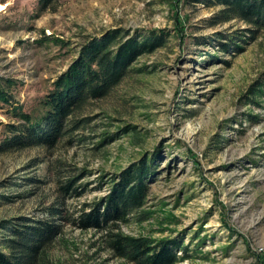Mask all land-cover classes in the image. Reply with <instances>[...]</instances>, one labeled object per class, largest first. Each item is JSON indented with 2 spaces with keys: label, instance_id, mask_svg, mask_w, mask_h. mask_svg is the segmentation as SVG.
I'll list each match as a JSON object with an SVG mask.
<instances>
[{
  "label": "rangeland",
  "instance_id": "obj_1",
  "mask_svg": "<svg viewBox=\"0 0 264 264\" xmlns=\"http://www.w3.org/2000/svg\"><path fill=\"white\" fill-rule=\"evenodd\" d=\"M0 2V90L10 99H0V241L6 221L43 219L63 201L46 264H133L72 220L146 161L145 205L121 230L177 239L178 264H264V25L213 23L218 0ZM112 29L122 41L155 31L165 41L71 116L55 146L4 148L6 125L20 122L14 104L39 115L54 79ZM72 179L81 193L69 196L60 187Z\"/></svg>",
  "mask_w": 264,
  "mask_h": 264
},
{
  "label": "trees",
  "instance_id": "obj_2",
  "mask_svg": "<svg viewBox=\"0 0 264 264\" xmlns=\"http://www.w3.org/2000/svg\"><path fill=\"white\" fill-rule=\"evenodd\" d=\"M224 5V14L215 15L213 23L224 22L233 17L243 19L255 26L264 25V0H218ZM122 30L112 29L102 40L85 48L62 74L58 75L52 88L40 99L39 115L31 107L14 104L20 111L19 123H9L10 131L3 141L4 148H24L32 144L55 146L68 133V122L91 98L106 95L129 72V65L142 52L154 51L164 44L159 32L141 33L139 38L121 40ZM219 37V36H218ZM231 42L222 43L228 48ZM259 89V88H258ZM0 99L10 103L9 95L0 90ZM13 105V104H12ZM146 161L133 164L124 170L113 184L112 191L96 204L87 203L78 211L72 222L82 230L94 228L102 233L103 244L115 257L133 264H178L185 255L177 248V239L155 241L148 236L129 235L121 230V223L131 213L145 205L149 186L147 178L152 175ZM73 179L61 185L66 195L79 194ZM64 203L49 208L43 219L20 217V221H6L7 235L0 241V264H46L49 248L61 234Z\"/></svg>",
  "mask_w": 264,
  "mask_h": 264
},
{
  "label": "bare ground",
  "instance_id": "obj_3",
  "mask_svg": "<svg viewBox=\"0 0 264 264\" xmlns=\"http://www.w3.org/2000/svg\"><path fill=\"white\" fill-rule=\"evenodd\" d=\"M6 7L7 5L5 3L0 2V10H3Z\"/></svg>",
  "mask_w": 264,
  "mask_h": 264
}]
</instances>
